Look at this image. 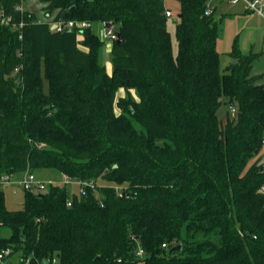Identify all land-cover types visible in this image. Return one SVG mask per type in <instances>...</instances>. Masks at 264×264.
Masks as SVG:
<instances>
[{"label": "trees", "instance_id": "1", "mask_svg": "<svg viewBox=\"0 0 264 264\" xmlns=\"http://www.w3.org/2000/svg\"><path fill=\"white\" fill-rule=\"evenodd\" d=\"M41 1L44 16L92 27L54 33L23 0H0V175L51 169L96 188H20L17 210L0 188V248L31 264H264V165L248 166L263 147L259 55L234 46L220 72L207 0H178L176 52L165 0ZM102 24L123 39L110 73Z\"/></svg>", "mask_w": 264, "mask_h": 264}, {"label": "rangeland", "instance_id": "2", "mask_svg": "<svg viewBox=\"0 0 264 264\" xmlns=\"http://www.w3.org/2000/svg\"><path fill=\"white\" fill-rule=\"evenodd\" d=\"M24 1V0H23ZM28 7L34 6L36 2V9H32L40 13V19L45 20V11L43 7L45 4L41 0H27ZM165 7L170 11L171 16L167 18V29L171 36V42L173 47V52L177 50V42L175 37V28L178 23V16L180 13V4L178 0H165ZM208 3V0H207ZM23 4V2H22ZM213 16L215 21L218 23V34L216 40V50L219 53V68L220 72L223 73L226 66L233 63V58L229 55L232 47H236L239 52L243 55L257 54L258 59L254 61L251 74H261L264 72V18L252 14L246 13L242 10L240 4H231L227 0H211ZM41 6V8H39ZM211 9V7H209ZM102 27V26H101ZM102 30V29H101ZM110 44L105 43L102 53V63L105 65L108 73L111 72L110 64ZM264 81V79H262ZM130 94L133 98H136L135 92L132 90ZM117 97H126V92L120 90L117 92ZM230 111L231 115H234L229 107L222 104L217 111V118L220 125L223 126L226 119L227 112ZM118 114L119 110L115 109ZM264 165V143L261 152L252 158L248 166L253 162ZM36 176L46 183L54 182L55 184L62 185L64 183V178L55 170L51 169H40L35 172ZM104 183L97 180V185H103ZM67 189L69 194H77V186L75 184H68ZM4 200L5 207L8 210H17L22 205V192L20 188L16 194H12L11 190H4ZM8 235L10 231L3 228L2 233Z\"/></svg>", "mask_w": 264, "mask_h": 264}, {"label": "built area", "instance_id": "3", "mask_svg": "<svg viewBox=\"0 0 264 264\" xmlns=\"http://www.w3.org/2000/svg\"><path fill=\"white\" fill-rule=\"evenodd\" d=\"M231 4H240L244 12L256 14L262 18H264V0H227ZM19 11L24 12L21 6L18 8ZM211 10L207 7L205 11L206 15H209ZM165 16L168 18L171 16L169 10L165 11ZM44 19L36 18L37 23H48L50 31L54 33H63V32H70V31H77L80 34L81 31L89 29L92 27L87 21H76V20H55L54 17L44 16ZM9 19H4L3 23L7 24ZM23 27V24L20 23L18 26H15L18 30ZM102 40L111 45L113 42L117 40V33L114 26L106 27L105 24H102V32H101ZM21 39V35L19 36ZM18 69L14 70V75L18 73ZM232 112L234 110L232 109ZM262 141L264 143V134L262 137ZM64 184H75L77 186V194L80 196H85L87 193V189L95 190L96 185L94 181H71L68 178H64ZM5 186H16L21 188L23 191H29L32 193H38L45 191L47 187V183L39 180L37 176L33 172L26 171L24 172L19 178H16L13 175H0V188ZM260 192L264 194V185L261 187ZM67 206H70V203H67ZM165 247V245H162ZM143 251L138 249L137 256H142ZM53 264H57L56 259L52 260ZM0 264H31L30 257L21 258L16 256L15 253L12 251L11 248H0Z\"/></svg>", "mask_w": 264, "mask_h": 264}, {"label": "crops", "instance_id": "4", "mask_svg": "<svg viewBox=\"0 0 264 264\" xmlns=\"http://www.w3.org/2000/svg\"><path fill=\"white\" fill-rule=\"evenodd\" d=\"M28 1L27 0H24L23 1V4L21 5V8H22V10L23 11H28V12H31V13H34L35 15H36V18H40V16L41 15H39V13H40V10H39V13L37 14V12H35L34 10L36 9V2H35V4H34V6H31V7H28V3H27ZM32 7H34L35 9L33 10L32 9ZM207 7L209 8V7H211V11H213V9H212V4H211V0H208V3H207ZM242 7V6H241ZM39 8H41V6L39 7ZM242 10L244 11V9H243V7H242ZM51 17H54V15H51ZM102 27H101V25H98V26H95L94 27V31H96V33H98L99 35H101V32H102ZM263 36H264V31H263ZM251 75H253V74H251ZM257 75H263V77H262V79H264V72H262L261 74H256V75H253V76H257ZM261 79V83H263L264 84V81ZM4 189L3 190H5V189H10L11 190V192H12V194H16L17 195V191H18V188L17 187H13V186H5V187H3ZM0 233H1V235L3 236V237H7L8 235H6L4 232L2 233V229L0 230Z\"/></svg>", "mask_w": 264, "mask_h": 264}, {"label": "water", "instance_id": "5", "mask_svg": "<svg viewBox=\"0 0 264 264\" xmlns=\"http://www.w3.org/2000/svg\"><path fill=\"white\" fill-rule=\"evenodd\" d=\"M66 14H67V11H64V12L61 14V18H63ZM109 26H110L109 24L106 25L107 28H109ZM122 42H123L122 37H121L119 34H117V40H116V43H117V44H121ZM257 154H258V151H255V155H257ZM180 248H181V246L174 247V248H173V251L179 250Z\"/></svg>", "mask_w": 264, "mask_h": 264}]
</instances>
